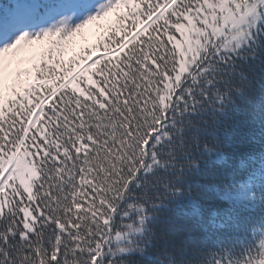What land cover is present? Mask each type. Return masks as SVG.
Listing matches in <instances>:
<instances>
[{
	"label": "snow or ice",
	"instance_id": "obj_1",
	"mask_svg": "<svg viewBox=\"0 0 264 264\" xmlns=\"http://www.w3.org/2000/svg\"><path fill=\"white\" fill-rule=\"evenodd\" d=\"M257 113L264 0H0V264H264Z\"/></svg>",
	"mask_w": 264,
	"mask_h": 264
},
{
	"label": "trees",
	"instance_id": "obj_2",
	"mask_svg": "<svg viewBox=\"0 0 264 264\" xmlns=\"http://www.w3.org/2000/svg\"><path fill=\"white\" fill-rule=\"evenodd\" d=\"M239 124L240 135L236 138V142L239 144V150L236 153L237 164L242 159L247 160L249 156H258L262 150V145H264L259 113L255 116H241ZM241 171L243 172V169ZM161 259H164V257H161Z\"/></svg>",
	"mask_w": 264,
	"mask_h": 264
}]
</instances>
